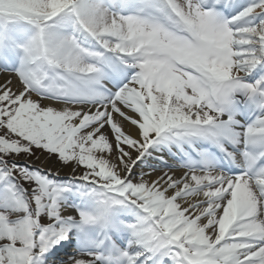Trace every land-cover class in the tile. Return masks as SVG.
<instances>
[{
  "label": "snow or ice",
  "instance_id": "obj_1",
  "mask_svg": "<svg viewBox=\"0 0 264 264\" xmlns=\"http://www.w3.org/2000/svg\"><path fill=\"white\" fill-rule=\"evenodd\" d=\"M0 264H264V0H0Z\"/></svg>",
  "mask_w": 264,
  "mask_h": 264
}]
</instances>
